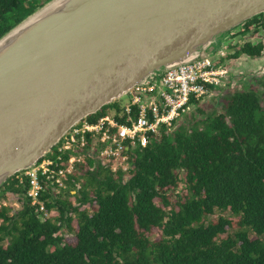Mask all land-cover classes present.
I'll use <instances>...</instances> for the list:
<instances>
[{
    "label": "trees",
    "instance_id": "16d2710c",
    "mask_svg": "<svg viewBox=\"0 0 264 264\" xmlns=\"http://www.w3.org/2000/svg\"><path fill=\"white\" fill-rule=\"evenodd\" d=\"M49 1L0 0V38ZM242 28L264 32V13ZM263 52L264 42L246 41L233 57ZM223 99L219 110L197 107L205 117L152 135L131 154L127 175L111 163L91 169L92 158L80 164L65 193L45 195L51 217L26 198L29 184L11 177L0 200L19 195L23 206L11 213L0 201V264H264V92L250 87ZM217 210L239 218L234 232L230 216L208 221ZM153 229L157 240L143 233Z\"/></svg>",
    "mask_w": 264,
    "mask_h": 264
},
{
    "label": "water",
    "instance_id": "95a60500",
    "mask_svg": "<svg viewBox=\"0 0 264 264\" xmlns=\"http://www.w3.org/2000/svg\"><path fill=\"white\" fill-rule=\"evenodd\" d=\"M264 0H50L0 38V188L82 119L212 54Z\"/></svg>",
    "mask_w": 264,
    "mask_h": 264
},
{
    "label": "built area",
    "instance_id": "2783aa9c",
    "mask_svg": "<svg viewBox=\"0 0 264 264\" xmlns=\"http://www.w3.org/2000/svg\"><path fill=\"white\" fill-rule=\"evenodd\" d=\"M257 33L264 34L254 32V28L246 34L234 33L212 54L169 68L134 86L127 93L130 100L126 105L111 108L95 121L86 117L76 123L54 146L55 150L17 174L18 183L29 184L26 198L46 218L50 217L53 211L47 212L45 195L59 196L65 192L68 180H73L87 157L95 158V164L111 163L112 171L121 170L127 175L136 148L146 147L151 136L161 135L163 128L170 130L194 106L193 100L213 94L238 76L235 71L243 56L245 61L255 60L246 54L233 56L236 46L246 41L257 43ZM16 198L21 199L19 195Z\"/></svg>",
    "mask_w": 264,
    "mask_h": 264
},
{
    "label": "rangeland",
    "instance_id": "374dc122",
    "mask_svg": "<svg viewBox=\"0 0 264 264\" xmlns=\"http://www.w3.org/2000/svg\"><path fill=\"white\" fill-rule=\"evenodd\" d=\"M241 27V26H240ZM242 29V28H241ZM239 29H236L238 31ZM254 36L256 34H253ZM257 38L259 39L257 42H264V34L263 33H257ZM230 38V34H226L217 44H216V49L219 48L223 41H227ZM250 39V38H249ZM244 58L245 56L242 57V60H239V65L236 69L235 74H238L236 77H232L230 79V82L225 83L221 88L225 90H216L213 94H210L204 98L201 99V102L198 106H192L190 110L185 114L182 119H189L192 118V115H197V118H203L205 117V114H209L212 111L219 110L222 107L224 97H226L229 93H232L236 90H245L250 87L260 90L264 92V78H256L260 77L261 75L264 74V54H262L260 57H256L255 60L252 61H245ZM241 69V70H239ZM234 74V75H235ZM220 88V89H221ZM130 98L129 95H124L122 96L118 102L120 105H126L129 102ZM117 101V100H116ZM119 105V106H120ZM197 107H202L205 110V114H200L197 111ZM84 157V156H83ZM91 158L87 157L86 161ZM94 161V165L90 167L87 163L86 166L89 168H93L98 164H95V158H92ZM100 162V161H99ZM101 163V162H100ZM102 164V163H101ZM103 165V164H102ZM18 174V173H17ZM16 174V175H17ZM82 179V178H81ZM65 193V192H63ZM74 193V192H73ZM1 203H6L7 206H9L11 209V213H16L18 210H20L23 206V199H17L16 196L12 197L10 196L9 198H4L0 200ZM53 211V210H52ZM54 214L57 212L53 211ZM230 216L233 224L232 227L228 228L229 232H234L238 228L239 224V218L231 215L229 212H223L221 210H217L216 213L212 216L209 217L208 221L213 220L217 221L219 216ZM50 217L52 216L49 215ZM67 231V230H66ZM146 236H149L152 240H157L160 237V231L158 229H153L150 232H143ZM66 235V238L70 242H75L76 237L73 235V233L68 232Z\"/></svg>",
    "mask_w": 264,
    "mask_h": 264
},
{
    "label": "flooded vegetation",
    "instance_id": "af4514ba",
    "mask_svg": "<svg viewBox=\"0 0 264 264\" xmlns=\"http://www.w3.org/2000/svg\"><path fill=\"white\" fill-rule=\"evenodd\" d=\"M242 28V26L240 27V28H238L239 30L238 31H236V30H234V31H232V32H230L229 34H230V38H233L234 37V33H242V34H246L247 33V31L246 32H243L242 30H243V28ZM229 38V39H230Z\"/></svg>",
    "mask_w": 264,
    "mask_h": 264
}]
</instances>
